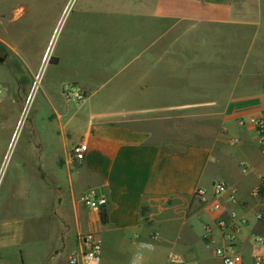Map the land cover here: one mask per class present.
I'll return each mask as SVG.
<instances>
[{
  "label": "crops",
  "instance_id": "1",
  "mask_svg": "<svg viewBox=\"0 0 264 264\" xmlns=\"http://www.w3.org/2000/svg\"><path fill=\"white\" fill-rule=\"evenodd\" d=\"M150 9L165 21L192 19L252 29L246 54L252 69L240 87L244 92L227 103L224 138L214 145L195 143L176 149L152 140L148 130L135 125L140 121L142 91L156 83L157 51L147 52L156 46L150 28L156 23L150 19L151 37L142 51L104 71L98 84L81 80L86 96L78 103L79 110L64 115L52 104L48 118L57 125L60 145L46 147L44 136H38L35 146L24 149L12 182L20 186L19 205L14 209V192L9 189L0 199V264H70V253L87 247L90 232L86 231L92 230L101 244L100 264H221L215 249L225 239L217 221H230L231 211L240 224L236 250L243 264H253L252 255L260 249L254 238L264 236L258 217L264 208V155L253 127L240 125L238 118L264 113V0H155ZM136 60L140 67L134 65ZM6 75V69L0 68L4 92L0 114L25 96L18 117L0 124L5 132L11 130L8 125L16 123V127L31 92L26 86L22 96L20 86ZM81 141L88 150L76 165L70 150ZM7 151L8 145L0 147V168ZM77 176L87 183L76 189ZM215 180L228 185L218 197L212 193ZM45 182L58 196V207L49 214ZM62 186L67 190L63 192ZM91 187L107 198L106 223L100 221L98 210L90 208L82 215L77 208L76 194ZM200 187L206 191L205 201L195 195ZM217 202L226 210L213 209ZM66 204L73 220L65 227L60 217ZM105 242L107 252H103ZM66 246V261H56Z\"/></svg>",
  "mask_w": 264,
  "mask_h": 264
},
{
  "label": "rangeland",
  "instance_id": "2",
  "mask_svg": "<svg viewBox=\"0 0 264 264\" xmlns=\"http://www.w3.org/2000/svg\"><path fill=\"white\" fill-rule=\"evenodd\" d=\"M154 2L0 0V68L6 69L7 80L20 86V94L26 86L31 90L16 127L15 123L8 125L11 130L0 131V147L8 145L0 168V199L9 189L14 192V209L19 205L20 186L12 182L19 173L24 149L35 146L38 136H44L46 147L60 145L57 125L48 118L52 104L64 115L80 109V104L67 98L64 88L84 79L98 84L104 71L122 65L123 57L142 51L151 37L147 31L150 19L156 23L149 26L156 46L147 52L157 51L156 83L155 88L142 91L140 121L135 125L148 130L152 140L176 149L195 143L214 145L224 138L227 103L233 95L244 92L240 87L252 69L246 64L252 29L192 19L165 21L152 15ZM134 65L140 67L141 63L136 60ZM2 91L0 83V94ZM24 96L2 111L0 124L18 117ZM77 177L76 189L87 183ZM46 182L45 208L49 214L57 209L58 196ZM66 190L62 186V191ZM86 190L76 194L82 215L90 209L83 200ZM68 209L63 205L61 226L73 220ZM86 232L93 235L94 231ZM102 245L107 252L108 244ZM66 248L57 253L56 261H66Z\"/></svg>",
  "mask_w": 264,
  "mask_h": 264
},
{
  "label": "built area",
  "instance_id": "3",
  "mask_svg": "<svg viewBox=\"0 0 264 264\" xmlns=\"http://www.w3.org/2000/svg\"><path fill=\"white\" fill-rule=\"evenodd\" d=\"M38 82V81H37ZM34 86V85H33ZM32 86V88H33ZM64 93L68 99L74 100L76 103H81L86 96V92L79 84H73L71 87L64 88ZM238 123L240 125H250L253 127L257 137V143L260 152L264 155V113L259 115H248L247 117H239ZM88 150L86 142L81 141L71 146V158L74 164H80ZM242 170H247L246 163H242ZM228 191V185L222 180H215L212 183V193L214 196H221ZM205 189L198 188L195 195L200 197L202 201H205ZM256 192V189L253 191ZM233 195L230 196L232 198ZM84 202L95 210H98L101 206H105L107 203L106 196L100 192L97 188H88L83 194ZM215 210H226V205L217 202L212 205ZM235 212L231 211V220L226 221L224 218L217 221V225L222 230L223 237L225 239L224 244L215 249V253L221 259V264H243L241 254L236 250L237 233L240 228V224L234 220ZM258 217L262 220L264 227V208L258 213ZM260 249L253 253V264H264V236H257L254 238ZM87 247L80 251H73L69 255L70 264H100L101 260V244L100 241L92 234H88L86 237ZM133 264H142L140 261ZM195 264V263H190Z\"/></svg>",
  "mask_w": 264,
  "mask_h": 264
},
{
  "label": "trees",
  "instance_id": "4",
  "mask_svg": "<svg viewBox=\"0 0 264 264\" xmlns=\"http://www.w3.org/2000/svg\"><path fill=\"white\" fill-rule=\"evenodd\" d=\"M98 214H99L100 221L102 223H106L108 221L107 210L105 206H101L98 209Z\"/></svg>",
  "mask_w": 264,
  "mask_h": 264
}]
</instances>
